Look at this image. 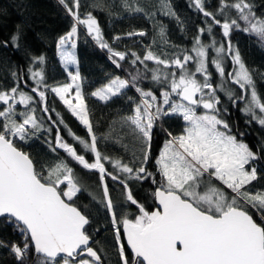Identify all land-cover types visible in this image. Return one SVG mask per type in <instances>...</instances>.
I'll list each match as a JSON object with an SVG mask.
<instances>
[{"label":"snow or ice","instance_id":"1","mask_svg":"<svg viewBox=\"0 0 264 264\" xmlns=\"http://www.w3.org/2000/svg\"><path fill=\"white\" fill-rule=\"evenodd\" d=\"M58 3L73 21L70 30L58 38L61 62L65 66L77 63L74 51L68 46L73 50L77 47L78 26L83 25L87 35L101 49H107L109 58L120 68L119 61H124L127 53L110 47L92 12L81 15V0H71V4L69 0H58ZM123 4L129 11H144L138 6L132 8L128 0H123ZM161 5L163 14L176 16L167 0H161ZM190 6L202 13L206 22L207 18L212 21L206 28L198 29L192 47L195 57L185 52L182 59L179 55L171 60L164 59L150 46L143 58L131 53L134 57L131 64L135 66L139 62L144 65L145 73L151 72V80L161 86L159 99L153 91L137 86L138 80L148 78L139 70L135 75L130 73L131 80L115 76L91 92V96L101 101L122 94L130 86L140 94V103L134 114L123 118L140 144V156L137 159L134 154L132 166L98 150L79 71L68 72L71 82L49 86L44 82L42 70L28 69L37 85L32 92L38 95L40 103L45 104L42 111L48 113L49 108L46 106V92L40 90L41 87L50 89L87 130L90 140L76 135L70 128L68 135L85 152L91 153L93 160L90 162L85 155L79 154L59 129L54 145L51 141L45 142L52 152L63 149L84 170L98 173L102 198L89 195L110 214L119 264H264V190H250L253 182L259 179L256 165L264 158V144L256 152L232 134L230 125L221 116L222 111L226 113L228 110L218 107L221 100L217 95L218 91H223L234 106L243 101L244 107L240 110L250 117L248 123L255 121L264 127V96L257 90L253 71L230 39L233 30H240L255 35L264 46V16H257V6L251 0H232L231 3L220 0L216 13L207 10L205 0H191ZM227 9H234L237 18L229 19ZM218 14L225 15V19H217ZM239 21L244 22L243 27ZM213 24L220 26L227 46L224 43L217 46L212 36ZM205 32L212 37L209 44L201 41ZM158 34L167 43L163 26ZM127 35L145 36L146 33L133 31ZM19 39L17 31L11 37L16 47H19ZM113 39L120 40L121 37ZM209 49L216 54L210 62L222 81L215 86L208 70ZM226 57L232 63V70L227 73ZM193 59L196 67L190 71L187 64ZM32 60L43 64L45 57L41 55ZM146 61H153L157 67L149 69ZM161 65L163 69L159 67ZM173 67L179 69L178 74L165 71ZM197 73L201 74L202 80L197 79ZM12 75L21 79L15 72ZM261 78L264 79V75ZM226 82L238 86L240 94L227 88ZM173 96L178 99H172ZM34 102L31 94L20 90L19 83L8 90H0V103L6 106L0 110V118H3L0 122V220L12 225L13 230L24 237L23 246L0 240V247L10 248L19 264H24L33 248L40 257L39 264H103L100 253L92 247L89 215L76 203L78 194L87 189L73 168L63 160L38 168L29 153L18 146L17 141L26 142L42 131L51 132V128L46 129L35 115L36 109L31 107ZM17 103L24 105L27 111L17 113ZM200 108L204 111L198 114ZM170 115H178L185 122L178 135L163 126L164 118ZM48 119L51 120V116ZM59 122L64 123L62 118ZM157 122H160V131L167 136L154 161L159 181L146 168L152 159ZM105 162H109L115 172L109 171ZM106 178L123 186L125 201L136 206L137 215L117 216ZM149 178L157 185L152 193L157 207L151 211L138 202L128 184L131 179L142 181ZM253 210L259 222L254 218Z\"/></svg>","mask_w":264,"mask_h":264},{"label":"trees","instance_id":"2","mask_svg":"<svg viewBox=\"0 0 264 264\" xmlns=\"http://www.w3.org/2000/svg\"><path fill=\"white\" fill-rule=\"evenodd\" d=\"M153 2L155 0H128V4L132 8L138 6L145 10L134 12L124 7L123 0H81V15L83 16L84 13L89 11L92 12L100 24L104 39L110 47L114 51L127 53L126 59L119 61L120 68L113 64L112 59L109 58L110 53L108 50L101 49L92 37L87 35L85 26H78V37L75 38L77 66L72 72L79 71L80 73L83 94L86 98L93 130L98 139V150L103 155H107L112 159H120L130 166H132L134 159V151H136L135 157L137 159L140 156L139 148H137L139 146L133 142L130 131L126 127L122 126L120 128L119 126L121 123L124 124V117L134 113L140 94L130 86L121 95L107 102H102L91 96V92L108 83L115 76L121 75L125 79L131 80L130 73L135 75L138 70L145 73V69L139 62L135 66L131 64L129 59L130 50H136L140 46L144 50L149 46L151 50H154L152 48L153 40L157 41L160 26L167 27L166 36L171 38L168 42L173 50L177 49L176 53L182 59L185 52L187 54L191 53L198 29L206 28L207 24L212 23L211 18H207L206 22L203 14L190 6L191 0H169L171 9L176 13V20H166L164 17L156 20L149 12H146V9L151 7L149 6L150 3ZM228 2L231 3L232 0H228ZM251 2L257 6V16H264V0H251ZM69 3L71 4V0H69ZM219 3L220 0H205V7L208 11L216 13ZM226 15L229 19L237 18L234 9H227ZM216 18L223 21L225 15L218 14ZM72 23L73 21L66 14L64 7L58 3V0H0V90H3V87L11 88L19 83L20 90L34 97L35 115L41 120L46 129L51 128V132L42 131L29 143L17 142L18 146L29 153L38 168L40 165H54L59 160L65 161L73 168L75 175L79 177L80 183L87 189L78 194L79 199L76 200V203L89 215L91 220L89 232L94 240L93 248L100 253L104 264H119L110 214L101 204L92 199V195L101 196L102 198L98 173L84 170L63 149L52 152L45 142L51 141L54 145L56 131L59 129L63 138L76 147L79 154L85 155L86 159L91 162L93 160L92 154L85 152L82 146L68 135V128H70L76 135L90 140L87 130L71 115L50 89L41 87L40 90L46 92V106L49 108V112L44 113L42 108L45 104L40 103L38 95L32 92V89L37 85L28 72L29 68L34 71L42 70L44 82L49 86L67 83L69 78L58 60L56 46L59 36L69 31ZM239 23L241 27L244 26L243 21H239ZM17 31L20 33L19 47H16L11 41V37ZM133 31H144L146 35H127V33ZM174 31L177 34H174ZM115 36H120L121 39L114 40ZM212 36L215 37L217 46L220 43L227 46V39L223 37L219 25L213 24ZM200 38L204 44L211 43L212 37L207 32L202 34ZM230 39L232 44L239 49L247 67L253 71L257 90L264 96V79L261 78L264 75V46L255 35L240 30H233ZM6 41L7 45H5ZM41 55L45 57L44 63H34L32 58ZM214 56L215 52L212 50L209 60L211 61ZM224 64L226 73L232 70V63L229 58H225ZM210 65L211 74L214 77L212 83L215 86L222 81L211 62ZM13 72L17 73L21 79L14 78ZM145 74L148 78L138 80L136 82L137 86L145 91H153L159 99L161 86L151 80V72ZM225 86L233 89L237 95L240 94L238 86L231 84V82H226ZM217 95L221 100L218 107L221 110L224 108L228 110L226 113L222 111L221 116L230 125L232 134L236 135L238 140L247 143L253 151L259 152L261 144H264V127H261L255 121L248 123L250 117L240 110L244 106L243 101H238L234 106L223 91H218ZM3 108L4 105L0 103V110ZM53 109L55 111H52ZM57 113H59V117ZM49 116H51V120L48 119ZM60 118L63 119V124L59 122ZM0 122H2V119H0ZM159 123L154 128L152 159L146 165L148 171L154 174L157 181L160 177L156 171L154 161L164 140L167 138L166 134L160 131ZM65 125H67V128ZM163 126L174 135H178L183 131L185 123L180 117L168 116L164 118ZM105 166L109 171L115 172L109 162H105ZM256 166L259 170V179L253 182L252 187L255 190H264V158L258 161ZM121 178H124L123 175H121ZM106 180L111 197L116 205L117 216L129 214L130 217H134L137 215L138 209L136 206L125 201L123 186L110 178H106ZM128 184L134 197L147 210L151 211L157 207L152 195L157 185L152 183L151 178L142 181L131 179L128 180ZM89 193L92 195H89ZM253 215L259 222V217L255 216L254 210ZM96 229H99V231H95ZM0 240L9 244L18 243L23 246L21 234L14 231L12 225L5 224L2 220H0ZM97 241L98 243H96ZM39 260L40 257H36L33 249H31L24 264H39ZM0 264H19V262L11 253L10 248L0 247Z\"/></svg>","mask_w":264,"mask_h":264},{"label":"rangeland","instance_id":"3","mask_svg":"<svg viewBox=\"0 0 264 264\" xmlns=\"http://www.w3.org/2000/svg\"><path fill=\"white\" fill-rule=\"evenodd\" d=\"M167 2H168V4H169V0H167ZM151 5H149V6H153V5H155V6H153V9L151 10V7H149V8H147L146 9V12H149L150 14H151V16L153 17V18H155L156 20L157 19H159L160 17H164V19H166V20H176V18H175V16H170V15H165V14H163V12H162V10H161V8H162V5H161V0H155V2H153V3H150ZM170 5V4H169ZM135 7H137V6H134V8ZM145 11V10H144ZM143 12V11H142ZM154 14V15H153ZM176 23H178L177 21H176ZM164 30H165V37H164V39L167 41V43H165L164 42V40H162L161 39V37L159 36V34H158V38H157V41L155 42V43H153V49L154 50H152L153 52H155L157 55H160L161 56V58H164V59H169V60H171L172 58H174L176 55H177V53H176V51H177V49L176 50H173V48L171 47V44L168 42V40L169 39H171L170 37H167L166 36V32H167V27H164ZM158 33H159V31H158ZM176 32L174 31V34H175ZM177 34V33H176ZM69 47V50H71V51H74V53H75V56H76V48L73 50V49H70V46H68ZM145 50H147V48L145 49ZM145 50L140 46L138 49H136V50H130V61H132L133 59H134V57L131 55V53L132 52H135V53H137L138 55H140L141 56V58H143V55L145 54ZM209 51V55H210V52H212V49H209L208 50ZM166 54V55H165ZM189 55H192L193 57H195V53H193L192 52V50H191V53L189 54ZM216 55V54H215ZM57 57H58V60H59V62H60V64H61V66H62V68L64 69V71L66 72V74H67V76H68V72L69 71H73L75 68H76V66H77V63L75 64V65H67V66H65L62 62H61V59H60V55H59V53H58V55H57ZM76 60H77V57H76ZM138 63V62H137ZM114 64V63H113ZM140 64V63H139ZM146 64H147V66H148V68L149 69H151V68H155V67H157V65L153 62V61H146ZM115 65V64H114ZM116 66V65H115ZM141 66L144 68V65H142L141 64ZM224 66H225V64H224ZM67 67V71L65 70V68ZM160 68H162L163 69V66L161 65V66H159ZM195 67H196V63H195V59H193L192 61H189L188 62V64H187V68L190 70V71H194L195 70ZM226 67V66H225ZM145 69V68H144ZM208 70H209V72H212V70H211V65H210V60H209V62H208ZM165 71H176L177 72V74L179 73V69H176V68H172V69H165ZM197 75V79H200V80H202L203 79V77L201 76V74H199V73H197L196 74ZM120 77L122 78V79H125L123 76H121L120 75ZM68 78H69V76H68ZM213 79H214V77H213V75L211 74V82L213 81ZM33 80V79H32ZM34 81V80H33ZM35 82V81H34ZM69 82H71L70 81V78L68 79V81H67V83H69ZM53 86H55V85H53ZM4 89L3 90H8V89H10V88H8V87H3ZM81 88H82V85H81ZM126 89H124L123 90V92L125 91ZM207 91V90H206ZM82 92H83V88H82ZM122 92V93H123ZM121 95V94H120ZM119 96V95H118ZM116 97V96H115ZM58 98V97H57ZM96 98V97H95ZM112 98H114V97H112ZM111 98V99H112ZM19 98H18V96H17V100H18ZM59 99V98H58ZM111 99H109V100H111ZM172 99H178V97H175V96H173L172 97ZM99 100V99H98ZM109 100H107V101H109ZM101 101V100H100ZM107 101H102V102H107ZM75 102V101H74ZM140 103V99H139V102H138V104ZM2 104V103H1ZM3 105V104H2ZM64 105V104H63ZM244 105V104H243ZM65 106V105H64ZM4 107H6L5 105H4ZM31 107H34L35 109H36V105H35V103H32L31 104ZM66 107V106H65ZM244 107V106H243ZM67 108V107H66ZM135 109V108H134ZM16 111H17V113H19V112H24V111H27V108L24 106V105H22V104H19V103H17L16 104ZM204 110L202 109V108H200V109H197V112H198V114L199 113H202ZM134 114V113H133ZM244 114V113H243ZM170 116H175V117H180V116H178V115H170ZM249 117V116H248ZM17 119H22V117H19V116H17L16 117ZM180 118H182V117H180ZM0 119H3V118H0ZM183 120V119H182ZM157 123H159V122H157ZM185 123V122H184ZM122 126L123 127H126L129 131H130V133H131V137L133 138V142H135L139 147H137V148H139V151H140V144H139V141H137L136 139H134V136H133V134H132V132H131V128L127 125V124H122L121 123V125L119 126L120 128H122ZM39 134V133H38ZM37 134V135H38ZM33 138L34 137H32L31 139H29L28 141H26V142H21V141H17V142H19V143H29V142H31L32 140H33ZM134 153H135V156H136V151H134ZM213 183H216V184H219V182H217V181H213ZM250 190H252V191H256L253 187H251V189ZM98 198H101V196H99ZM96 211H98V209H96ZM99 214V213H98ZM21 237H22V240H24V237L22 236V234H21Z\"/></svg>","mask_w":264,"mask_h":264},{"label":"water","instance_id":"4","mask_svg":"<svg viewBox=\"0 0 264 264\" xmlns=\"http://www.w3.org/2000/svg\"><path fill=\"white\" fill-rule=\"evenodd\" d=\"M93 244H94V240H93V242H92V247H93ZM33 251H34V248H33ZM34 253H35V251H34ZM129 253H130V252H129ZM35 255H36V257H39L38 254L35 253ZM103 264H104V263H103Z\"/></svg>","mask_w":264,"mask_h":264},{"label":"crops","instance_id":"5","mask_svg":"<svg viewBox=\"0 0 264 264\" xmlns=\"http://www.w3.org/2000/svg\"><path fill=\"white\" fill-rule=\"evenodd\" d=\"M56 52H57V55H58L59 52H58L57 46H56Z\"/></svg>","mask_w":264,"mask_h":264}]
</instances>
